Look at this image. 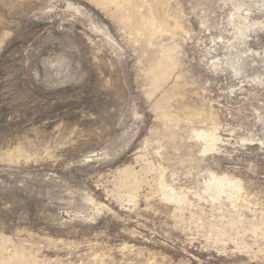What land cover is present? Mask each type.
I'll list each match as a JSON object with an SVG mask.
<instances>
[{"label":"rangeland","instance_id":"obj_1","mask_svg":"<svg viewBox=\"0 0 264 264\" xmlns=\"http://www.w3.org/2000/svg\"><path fill=\"white\" fill-rule=\"evenodd\" d=\"M163 8L179 31L150 42L96 0H0V264H14L7 256L17 250L32 264H264L249 230L224 242L207 230L232 203L190 195L176 218L156 186L162 171L189 195L211 169L241 180L236 216L264 211V0ZM239 14L257 24L247 44L257 63L240 75L213 70ZM173 42L182 76L172 114L212 111L224 140L213 153L201 154L184 120L178 149L154 142L166 126L146 72L157 45ZM124 167L145 179L135 202L118 183Z\"/></svg>","mask_w":264,"mask_h":264},{"label":"bare ground","instance_id":"obj_2","mask_svg":"<svg viewBox=\"0 0 264 264\" xmlns=\"http://www.w3.org/2000/svg\"><path fill=\"white\" fill-rule=\"evenodd\" d=\"M96 1L98 4L105 6L106 8L113 6L114 9L122 15L123 18L121 19L125 20V22L130 26V29L133 30V33L144 35L148 40H150V42L157 34L162 35V33H168L173 38L179 31V26L177 24L172 26L167 24V14H165L163 7L168 0ZM140 7H143L145 10L141 11ZM236 9L239 10L240 6H238ZM232 19L234 20V18ZM255 25L257 24L250 22L247 17L241 16L240 14L237 16V26L235 28L232 41H228L227 45L225 46L226 52L223 57H214L213 61L211 62L213 70L220 69L223 71L229 69L230 71L234 72L235 75H240L241 70H243L245 65L257 63L253 58V51L247 48L249 41L248 39L250 36L248 32L252 31L253 26ZM177 50L178 45L175 42L172 44L157 45L154 54L155 56L153 57L151 63L149 62L150 65L146 72L150 83V86L147 90V95L149 98H155L156 94L158 92L160 93V96L156 98L153 103V108L159 113L163 123L166 126L164 130L157 134L154 142H156V144L159 143V146L167 144L169 149L172 150L178 149V145L176 143L177 132L175 131V126L184 120L187 125V132L190 137L199 142L201 154L213 153L214 151L219 150L220 146L224 144V140L221 136H219V121L217 116L214 115L212 111L207 113L203 109H198L190 105H182L178 106L179 108H177V110L175 108V115L172 114V109L174 107H172V102H176L175 98L178 95V90L180 87L179 78L182 76L180 72H177L180 65L176 57ZM251 83H253V81ZM194 122L205 123L206 125L194 126ZM139 157L142 158V156ZM188 157L189 160L196 159L195 156H193V154L191 155L190 153ZM207 170L208 173L205 171L207 175L205 174L206 176L203 181L197 182L195 187L196 189L189 195L188 190L186 191L183 188L167 183L164 179V173H162V171L160 172L156 185L157 191L160 193L163 200L173 206L172 216L176 218H180L182 216V211L187 206L192 204L190 195L192 197H197L198 200H204L211 204L216 202L220 203V201L224 200L229 201L237 209L235 212L228 213L227 215H221L215 220L210 221L207 219L208 221H206V224L209 233L213 230L218 231L217 233H219L218 235L221 238V241H228V239L231 238V234L238 235L242 230H246L247 232L249 230V232H251L255 238L254 242L257 244H262V251H264V211L259 212V214H261L258 216V218L255 215L252 218H247L245 215H243V213H241V216H236L238 213H240V210L245 208L242 205H236L237 199L241 196V193L244 190L241 180L233 177V175H227V173H220L221 175H218V173L212 171L211 169ZM120 172L121 173L118 181L119 186L125 188L126 196L131 201L135 202L139 193V189L142 186L141 184L145 179H143L144 177L142 178L140 176L139 178L137 175L138 171H135L133 168L124 167V169ZM221 241L220 243H222ZM4 245H0V250L4 248ZM241 245L246 251H248L251 247V245H248L243 241ZM7 259H9V261L14 264H32L30 257H28L22 251L18 252V250L17 252L8 255Z\"/></svg>","mask_w":264,"mask_h":264}]
</instances>
